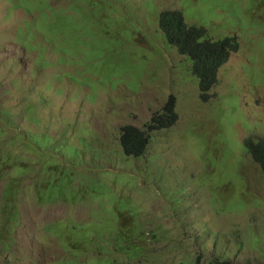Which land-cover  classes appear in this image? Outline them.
Segmentation results:
<instances>
[{
  "label": "rangeland",
  "instance_id": "rangeland-1",
  "mask_svg": "<svg viewBox=\"0 0 264 264\" xmlns=\"http://www.w3.org/2000/svg\"><path fill=\"white\" fill-rule=\"evenodd\" d=\"M239 51L202 99L160 30ZM174 98L177 121L149 130ZM126 128L148 132L127 157ZM264 0H0V264H264ZM22 220L35 227L13 235Z\"/></svg>",
  "mask_w": 264,
  "mask_h": 264
},
{
  "label": "trees",
  "instance_id": "trees-1",
  "mask_svg": "<svg viewBox=\"0 0 264 264\" xmlns=\"http://www.w3.org/2000/svg\"><path fill=\"white\" fill-rule=\"evenodd\" d=\"M160 30L165 33L168 43L175 47L182 56L188 57L193 62V72L200 83L202 99L206 101L209 98V92L216 83L217 70L226 63L227 59V41L211 42L207 37L204 28L186 21L183 12L164 13L159 19ZM220 53L223 60L216 53ZM177 121V115L174 111V98L163 109L162 114L155 116L149 125L155 130H164L173 126ZM143 134L145 145L143 148L131 143V137ZM149 136L145 133L126 129L121 146L127 157L140 158L148 147ZM250 147L253 160L264 170V141H261L257 147L253 145L252 140L246 142ZM197 264H201L198 259ZM210 264H232L230 262L214 261Z\"/></svg>",
  "mask_w": 264,
  "mask_h": 264
},
{
  "label": "clouds",
  "instance_id": "clouds-1",
  "mask_svg": "<svg viewBox=\"0 0 264 264\" xmlns=\"http://www.w3.org/2000/svg\"><path fill=\"white\" fill-rule=\"evenodd\" d=\"M164 13H176V14H178L177 12H171V11H163L162 12V14L161 15H163ZM180 14V13H179ZM160 15V16H161ZM205 30V29H204ZM206 31V30H205ZM163 34H164V32L163 31H161ZM206 34H207V32H206ZM164 36H166V35H164ZM207 37L209 38V36L207 35ZM210 39V38H209ZM210 41L211 42H222V41H227V46H226V49H227V59L225 60L226 61V63L230 60V58L232 57V55L234 54V53H237L238 51H239V49H240V47H239V43L237 42V40L235 39V38H226V39H223V40H218V41H213V40H211L210 39ZM173 47V46H172ZM175 48V47H174ZM217 55H218V57L219 58H221L222 60H223V57H222V55L220 54V53H216ZM225 64H223L220 68H222L223 66H224ZM193 74H194V72H193ZM154 118V117H153ZM172 127V126H171ZM171 127H169V128H171ZM168 128V129H169ZM126 129H132V130H134V131H138V132H142V133H145V134H147L148 136H149V140H150V135H149V133L148 132H145V131H141V130H137V129H134V128H126ZM126 129H124V131H123V135H122V139H123V137H124V135H125V131H126ZM148 129L149 130H152V128L151 127H148ZM165 130V129H164ZM142 138V146L140 147V148H143V145H145V138H144V135L143 134H139V135H137V136H135V135H133L132 137H131V143H134V144H137L136 146H139V138ZM120 141H121V139H120ZM261 141H264V140H261ZM148 143H149V141H148ZM262 168V167H261ZM263 169V168H262ZM264 171V170H263ZM27 227V228H30L31 229V231L33 232V234H34V237H36V230H35V227L29 222L28 224H26L25 225V223H23V221L22 220H19V223H18V225H16V226H12V224H10L9 226H8V230H9V233L11 234V235H13L15 232H17L20 228H23V227ZM35 251H37V252H39L40 254H41V256L44 258V261H45V264H47V261H46V259H45V256H44V254H43V252L41 251V249L39 248V246L37 245V248H36V250ZM198 262V261H197Z\"/></svg>",
  "mask_w": 264,
  "mask_h": 264
},
{
  "label": "flooded vegetation",
  "instance_id": "flooded-vegetation-1",
  "mask_svg": "<svg viewBox=\"0 0 264 264\" xmlns=\"http://www.w3.org/2000/svg\"><path fill=\"white\" fill-rule=\"evenodd\" d=\"M142 146V138L140 137L139 138V147H141Z\"/></svg>",
  "mask_w": 264,
  "mask_h": 264
}]
</instances>
